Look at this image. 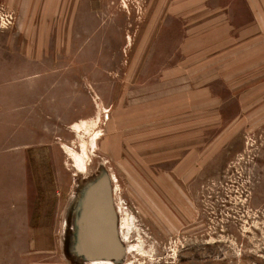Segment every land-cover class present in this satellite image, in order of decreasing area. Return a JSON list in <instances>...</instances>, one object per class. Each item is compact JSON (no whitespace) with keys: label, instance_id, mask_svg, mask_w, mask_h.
<instances>
[{"label":"rangeland","instance_id":"374dc122","mask_svg":"<svg viewBox=\"0 0 264 264\" xmlns=\"http://www.w3.org/2000/svg\"><path fill=\"white\" fill-rule=\"evenodd\" d=\"M159 4L0 0V264H102L81 229L105 177L115 264H264V18L256 43L162 67L142 33Z\"/></svg>","mask_w":264,"mask_h":264},{"label":"crops","instance_id":"0c3cea01","mask_svg":"<svg viewBox=\"0 0 264 264\" xmlns=\"http://www.w3.org/2000/svg\"><path fill=\"white\" fill-rule=\"evenodd\" d=\"M166 1H170L171 5L166 4L168 8L161 10L162 4H159L158 9L149 16V23L147 22L142 32L147 43L145 48L149 50L148 60L155 57L159 60L161 57V61L157 62L162 67L169 65L184 69L192 66L197 57L200 60L199 64L204 65L206 62L204 58L212 56L211 52L204 53V51H211L213 48L216 51L227 49V46L233 43L243 47L245 42L252 44L259 40L261 31L259 22L264 18V6L261 5V0H245L251 23L232 27L228 24L227 7L219 4L218 0H164ZM145 17L147 18V15ZM228 32L238 34L237 37L240 39L229 41L231 43L228 44ZM213 35H215V47L212 46ZM141 48L144 49V46ZM166 49H171L174 53L171 52L165 57ZM176 56L182 61L176 62ZM213 57L217 58L218 54ZM148 63L146 61V64ZM184 72L188 71L184 70Z\"/></svg>","mask_w":264,"mask_h":264},{"label":"water","instance_id":"95a60500","mask_svg":"<svg viewBox=\"0 0 264 264\" xmlns=\"http://www.w3.org/2000/svg\"><path fill=\"white\" fill-rule=\"evenodd\" d=\"M110 182L101 178L88 190L83 215L82 245L88 256L117 260L123 244L117 231V213Z\"/></svg>","mask_w":264,"mask_h":264},{"label":"bare ground","instance_id":"6f19581e","mask_svg":"<svg viewBox=\"0 0 264 264\" xmlns=\"http://www.w3.org/2000/svg\"><path fill=\"white\" fill-rule=\"evenodd\" d=\"M114 177V176H113ZM112 179V178H111ZM93 182V181H92ZM115 188V187H114ZM115 193V192H114ZM111 194H112V192H111ZM83 196V195H82ZM112 198H114L113 197V194H112ZM82 199V198H81ZM114 200V199H113ZM82 202V201H81ZM81 209V208H80ZM117 211V210H116ZM119 225V224H118ZM119 231V230H118ZM82 247H83V245H82ZM86 256H87V254H86ZM94 261V263H105V264H115V261L114 260H112V259H109V258H100V257H98V258H94L93 259Z\"/></svg>","mask_w":264,"mask_h":264}]
</instances>
